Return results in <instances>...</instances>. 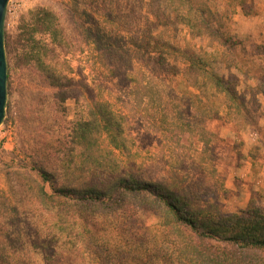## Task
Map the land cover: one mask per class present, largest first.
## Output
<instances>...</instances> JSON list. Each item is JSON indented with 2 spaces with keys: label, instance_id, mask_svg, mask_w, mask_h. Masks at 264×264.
Segmentation results:
<instances>
[{
  "label": "trees",
  "instance_id": "trees-1",
  "mask_svg": "<svg viewBox=\"0 0 264 264\" xmlns=\"http://www.w3.org/2000/svg\"><path fill=\"white\" fill-rule=\"evenodd\" d=\"M64 1L72 25L38 7L12 43L16 61L38 73L57 107L64 112L72 100L77 112L51 160L28 156L31 166H17L14 184L0 190V264H30L31 250L48 253L46 264H264V209L250 198L244 210L222 212L215 198L225 189L213 166V135L204 128L206 120L245 125L247 102L238 80L212 70L214 54L155 34L182 25L192 38L227 45L223 29L234 6L253 16L252 2L132 0L139 22L132 32L128 20L111 10L112 0L109 7ZM82 53L123 87L132 84L153 108L162 133L157 147L169 149L156 162L137 161L143 148L127 131V116L97 99L81 71L76 77L62 69L64 58ZM153 58L174 61L170 75L196 92L159 86L145 67ZM253 92L264 97V83ZM187 135L200 143L198 164L171 154L170 145ZM152 149L150 144L145 151ZM148 213L159 217L156 226H147Z\"/></svg>",
  "mask_w": 264,
  "mask_h": 264
},
{
  "label": "rangeland",
  "instance_id": "rangeland-1",
  "mask_svg": "<svg viewBox=\"0 0 264 264\" xmlns=\"http://www.w3.org/2000/svg\"><path fill=\"white\" fill-rule=\"evenodd\" d=\"M112 1L111 10L127 19L128 29L133 32L139 26L136 5L132 0ZM230 1L220 0V4L225 6ZM248 1L252 2L255 15L246 17L238 6H234L235 13L223 29L227 45L207 37L192 38L182 25L155 31V34L160 33L164 41L174 46L190 44L196 49L214 54L217 61L213 63L212 70L225 79L236 78L238 91L247 102L245 125L240 126L227 120L204 122V128L213 135L212 146L217 157L213 166L225 189L215 199L226 214L244 210L250 198L264 209V97L260 94L253 96V88L264 83V0ZM85 2L90 6H110L109 0ZM66 4L64 0L9 1L4 20L7 79L6 120L0 126V190L7 191L14 184L17 166H31L32 159H28V156L35 155L40 162L51 160L67 122L73 120L77 112L72 100L67 101L65 111H61L54 102L51 90L38 73L30 67L21 66L12 50L13 39L19 32L21 22L35 8L50 9L64 25H72L71 13ZM217 9H221L220 5ZM61 65L64 71H71L72 76L77 77L81 71L88 84L94 88L97 99L110 102L115 110L127 116V131L133 134L136 146L143 148L137 150V161L150 163L154 159L156 162L161 154L169 151L168 145L161 149L157 147L161 127L156 122L153 108L148 110L147 104L134 91L132 84L123 87L107 71L93 64L90 53L69 55L61 61ZM169 65H174V61L157 58L148 60L145 66L148 77L161 81L156 83L166 91L170 87L177 94L195 93L181 76L173 78L170 75ZM179 67L183 68V65L179 64ZM221 112L224 117L225 111ZM150 144L153 149L145 151ZM170 148H174L171 152L173 156L184 157L188 164L192 160L199 163L196 156L200 143L196 136H182L178 146L171 144ZM146 152H151V155ZM145 222L147 226H156L159 217L148 213ZM22 230L27 231L25 228ZM47 256L48 253H33L31 250L28 258L30 264H46Z\"/></svg>",
  "mask_w": 264,
  "mask_h": 264
},
{
  "label": "water",
  "instance_id": "water-1",
  "mask_svg": "<svg viewBox=\"0 0 264 264\" xmlns=\"http://www.w3.org/2000/svg\"><path fill=\"white\" fill-rule=\"evenodd\" d=\"M10 0H0V126L5 114L7 67L4 50V20Z\"/></svg>",
  "mask_w": 264,
  "mask_h": 264
},
{
  "label": "crops",
  "instance_id": "crops-1",
  "mask_svg": "<svg viewBox=\"0 0 264 264\" xmlns=\"http://www.w3.org/2000/svg\"><path fill=\"white\" fill-rule=\"evenodd\" d=\"M252 33H254V32L252 31Z\"/></svg>",
  "mask_w": 264,
  "mask_h": 264
}]
</instances>
